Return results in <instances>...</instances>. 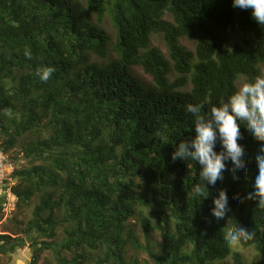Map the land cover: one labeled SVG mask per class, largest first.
<instances>
[{
    "label": "trees",
    "instance_id": "obj_1",
    "mask_svg": "<svg viewBox=\"0 0 264 264\" xmlns=\"http://www.w3.org/2000/svg\"><path fill=\"white\" fill-rule=\"evenodd\" d=\"M156 36L167 56L152 46ZM47 66L55 72L42 82L36 73ZM137 67L151 84L134 76ZM257 77L264 29L232 0H0V151L18 150L10 157L24 162L13 175L17 211L35 202L30 219L16 213L4 224L0 259L28 247L29 264L47 252L53 264H140L127 258L132 248L147 255L144 264H245L225 243L239 227L254 233L239 246L264 264V208L237 202L258 174L260 145L248 130L240 128L247 177L237 185L226 171L199 202L200 165L171 160L194 136L187 104L210 110ZM218 189L229 197L227 222L210 214Z\"/></svg>",
    "mask_w": 264,
    "mask_h": 264
},
{
    "label": "clouds",
    "instance_id": "obj_2",
    "mask_svg": "<svg viewBox=\"0 0 264 264\" xmlns=\"http://www.w3.org/2000/svg\"><path fill=\"white\" fill-rule=\"evenodd\" d=\"M232 6L250 10L252 18L264 29V0H232ZM24 56L30 60L31 51L25 49ZM54 72V67L47 66L38 70L36 75L42 82H47ZM203 109L204 105L199 103L185 106V111L193 118L194 136L182 140L171 154L173 162L190 159L200 165V183L193 186V199L199 202L207 198L209 192L205 195L206 185L215 187L218 181L223 182L226 171L232 172L233 181L237 185L241 176L247 177L249 160L242 147L240 131L241 126H244L249 136L260 145L254 158L258 174L255 176L254 190L237 202L258 201V207L264 208V78L257 77L254 82L241 83L236 91L217 106L207 111ZM218 145L220 151L216 150ZM5 155L11 158L8 154ZM229 163L232 165L231 169L228 168ZM230 211L226 190L218 189L217 194L212 197L211 216L218 222H227ZM8 221H1L0 224ZM253 236L254 233L237 227L236 230L229 231L225 243L236 247L251 240Z\"/></svg>",
    "mask_w": 264,
    "mask_h": 264
},
{
    "label": "rangeland",
    "instance_id": "obj_3",
    "mask_svg": "<svg viewBox=\"0 0 264 264\" xmlns=\"http://www.w3.org/2000/svg\"><path fill=\"white\" fill-rule=\"evenodd\" d=\"M166 21L171 22V19L167 16H165L164 18ZM103 28L107 31V33L113 38L114 36V29L112 28L110 21L106 18L104 20L103 23ZM238 38V34L232 36L229 41L230 42H236ZM180 44L182 46H184L186 49L193 51L194 50V45L195 43L191 40L188 39H181L180 40ZM152 46L158 48L165 56H167V49L165 44L163 43L162 39L160 36H156L152 39ZM112 57L113 54H112ZM132 73L134 74V76L140 80L141 82L149 85L151 84V78L147 75H145L143 73V71L137 67V68H133L132 69ZM242 82H240L238 84V86L241 84ZM18 153V150L15 151H10L9 152V156H16V154ZM18 157V156H16ZM22 161V160H21ZM24 164V162L22 161V163L20 165ZM34 201L31 202V204L29 205V207L25 208L23 211H17L16 213L19 216L20 220L26 221L28 219H30L31 217V211H32V207L34 205ZM133 223V222H132ZM6 224V223H4ZM2 223V225L0 224V233L2 234L4 231V225ZM135 234L138 238V240L140 241L141 244L145 245L146 241L144 239V237L142 236V234L140 233V229L139 227L136 225L135 227ZM63 237V234L61 232V230L58 232V236L56 238L57 241H59L61 238ZM149 245L152 247L153 251L157 254L160 251V237L158 234L153 233L151 238L148 241ZM233 251H238L241 253V255L244 258V262L245 264H253L255 263L258 259H259V255L258 253L252 248H242L240 246H236L233 247ZM31 256H32V250L29 249L28 247L25 248L23 251H18L15 255H13L9 260L8 258H1L0 259V263L3 264H29L30 260H31ZM127 258L129 260H133L134 258H136L140 264H144L146 262L149 263V259L147 257V255L143 252H138L132 248H128V254H127ZM227 261H230V257L227 258ZM47 263H52V257L50 253H43L39 259L37 264H47Z\"/></svg>",
    "mask_w": 264,
    "mask_h": 264
},
{
    "label": "built area",
    "instance_id": "obj_4",
    "mask_svg": "<svg viewBox=\"0 0 264 264\" xmlns=\"http://www.w3.org/2000/svg\"><path fill=\"white\" fill-rule=\"evenodd\" d=\"M21 163V160L14 161L0 151V216L2 222L12 219L17 210L18 198L12 192L15 185L13 175Z\"/></svg>",
    "mask_w": 264,
    "mask_h": 264
},
{
    "label": "crops",
    "instance_id": "obj_5",
    "mask_svg": "<svg viewBox=\"0 0 264 264\" xmlns=\"http://www.w3.org/2000/svg\"><path fill=\"white\" fill-rule=\"evenodd\" d=\"M0 202H1V195H0Z\"/></svg>",
    "mask_w": 264,
    "mask_h": 264
}]
</instances>
